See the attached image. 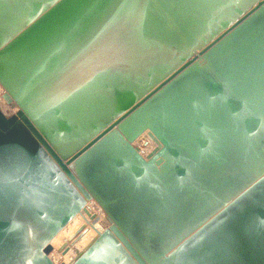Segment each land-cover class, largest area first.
Listing matches in <instances>:
<instances>
[{"label": "water", "instance_id": "1", "mask_svg": "<svg viewBox=\"0 0 264 264\" xmlns=\"http://www.w3.org/2000/svg\"><path fill=\"white\" fill-rule=\"evenodd\" d=\"M0 86V264H264V0H0Z\"/></svg>", "mask_w": 264, "mask_h": 264}, {"label": "bare ground", "instance_id": "2", "mask_svg": "<svg viewBox=\"0 0 264 264\" xmlns=\"http://www.w3.org/2000/svg\"><path fill=\"white\" fill-rule=\"evenodd\" d=\"M140 135H143L145 137V141H146V145L145 147L141 150L142 154H146L147 152H149V150H151L150 148H152L154 146L153 142L151 141L150 138H148V136L146 135V133H141ZM93 202L88 203V208H87V213L91 216H94L96 218V222L95 223H90V218L89 215L84 214L83 212H80V217L81 219L84 221V226L87 227V229L92 228L94 230H101L102 228L106 227L107 222L104 218V215L101 211V209ZM103 216V218H101ZM103 221V222H102ZM90 233L88 232L87 234H85L80 241L76 242H72L73 240V235L64 242V244L62 245V247L60 249H57V247L52 245V248L48 254L49 258L51 259L52 262H61L62 264H68L69 262H71V260L74 258V256L76 255L77 250L79 249V247L85 242V240L88 239ZM57 239V238H56ZM57 249L60 254H53V250Z\"/></svg>", "mask_w": 264, "mask_h": 264}, {"label": "built area", "instance_id": "3", "mask_svg": "<svg viewBox=\"0 0 264 264\" xmlns=\"http://www.w3.org/2000/svg\"><path fill=\"white\" fill-rule=\"evenodd\" d=\"M2 94H3V89L1 88V86H0V110L3 112V114L4 115H6V116H10V115H14L15 113H16V111H17V107L15 106V104L14 103H12V102H6L4 99H3V97H2ZM142 138V144H144V146L146 145L145 143H146V141H145V137L143 136V135H139L133 142H132V145L137 149V151L142 155V156H144L145 155V153L144 154H142L141 153V150L143 149V148H141V147H139V146H137L136 144H135V142L138 140V139H141ZM154 144V143H153ZM153 147H155V144H154V146ZM152 147V148H153ZM152 148H150V149H152ZM150 151V150H149ZM148 153V152H147ZM146 153V154H147ZM90 202H93V203H95L92 199H87V200H85V204H84V209H85V211H81V212H83L84 214H88L87 213V208H88V203H90ZM96 204V203H95ZM97 205V204H96ZM98 206V205H97ZM103 213V212H102ZM104 215V214H103ZM90 220V223H91V219H89ZM96 222V221H95ZM94 222V223H95ZM50 252V251H49ZM49 252L47 253V257L49 258V256H48V254H49ZM49 260L51 261V259L49 258ZM52 262V261H51ZM53 264H58V263H60V261L59 262H52Z\"/></svg>", "mask_w": 264, "mask_h": 264}, {"label": "rangeland", "instance_id": "4", "mask_svg": "<svg viewBox=\"0 0 264 264\" xmlns=\"http://www.w3.org/2000/svg\"><path fill=\"white\" fill-rule=\"evenodd\" d=\"M135 144L137 145V146H139V147H141V148H144L145 146H144V144H142V138L141 139H138L136 142H135ZM96 206V205H95ZM101 218H103V216L101 217ZM83 221V220H82ZM103 222V221H102ZM83 223H84V221H83ZM65 241H67V240H65ZM64 241V242H65ZM64 244V243H63ZM53 254H60L61 255V253L55 248L53 251Z\"/></svg>", "mask_w": 264, "mask_h": 264}]
</instances>
